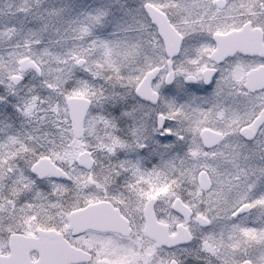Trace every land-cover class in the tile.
<instances>
[{
  "label": "snow or ice",
  "instance_id": "6c2138e0",
  "mask_svg": "<svg viewBox=\"0 0 264 264\" xmlns=\"http://www.w3.org/2000/svg\"><path fill=\"white\" fill-rule=\"evenodd\" d=\"M0 264H264V0H0Z\"/></svg>",
  "mask_w": 264,
  "mask_h": 264
},
{
  "label": "flooded vegetation",
  "instance_id": "af4514ba",
  "mask_svg": "<svg viewBox=\"0 0 264 264\" xmlns=\"http://www.w3.org/2000/svg\"><path fill=\"white\" fill-rule=\"evenodd\" d=\"M157 161L156 160H152L150 161L149 163V166H151L152 164L156 163ZM29 248V244L28 242L26 241H22L21 243H19L18 245V252L21 254V255H24L26 254L25 253V250ZM49 255L50 256H53V257H59V256H62L64 253H63V249L59 248V247H56V246H51L49 248Z\"/></svg>",
  "mask_w": 264,
  "mask_h": 264
},
{
  "label": "rangeland",
  "instance_id": "374dc122",
  "mask_svg": "<svg viewBox=\"0 0 264 264\" xmlns=\"http://www.w3.org/2000/svg\"><path fill=\"white\" fill-rule=\"evenodd\" d=\"M52 2H56V0H52ZM80 2H85V0H80Z\"/></svg>",
  "mask_w": 264,
  "mask_h": 264
}]
</instances>
